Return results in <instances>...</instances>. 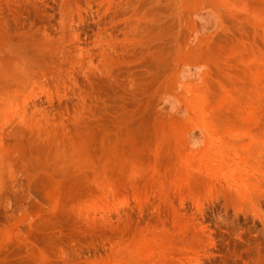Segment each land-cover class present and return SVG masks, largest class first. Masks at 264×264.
<instances>
[{
	"label": "rangeland",
	"instance_id": "1",
	"mask_svg": "<svg viewBox=\"0 0 264 264\" xmlns=\"http://www.w3.org/2000/svg\"><path fill=\"white\" fill-rule=\"evenodd\" d=\"M0 264H264V0H0Z\"/></svg>",
	"mask_w": 264,
	"mask_h": 264
},
{
	"label": "bare ground",
	"instance_id": "2",
	"mask_svg": "<svg viewBox=\"0 0 264 264\" xmlns=\"http://www.w3.org/2000/svg\"><path fill=\"white\" fill-rule=\"evenodd\" d=\"M191 219V218H190ZM222 220V219H221ZM195 221V220H194ZM122 227V226H121ZM226 227V226H225ZM176 228V227H175ZM195 229V228H194ZM206 232V231H205ZM222 232V231H221ZM259 235V234H258ZM261 235V234H260ZM191 236V235H190ZM237 236V235H236ZM188 237V236H187ZM184 238V237H183ZM200 238V237H199ZM207 238V237H206ZM189 239V238H188ZM235 239V238H234ZM252 240V239H251ZM200 242V241H199ZM220 243V242H219ZM187 244V242H186ZM192 249V248H191ZM226 258V257H225Z\"/></svg>",
	"mask_w": 264,
	"mask_h": 264
}]
</instances>
